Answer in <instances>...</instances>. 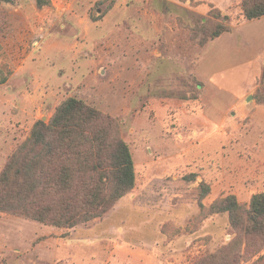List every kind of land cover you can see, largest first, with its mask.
Segmentation results:
<instances>
[{"label":"rangeland","instance_id":"rangeland-1","mask_svg":"<svg viewBox=\"0 0 264 264\" xmlns=\"http://www.w3.org/2000/svg\"><path fill=\"white\" fill-rule=\"evenodd\" d=\"M191 4L0 5V172L37 121L77 97L118 119L137 176L103 219L75 229L0 213V264H193L231 241L227 215L204 217L199 203L203 185L206 208L264 192V17L244 20L241 0ZM215 9L232 30L201 45Z\"/></svg>","mask_w":264,"mask_h":264},{"label":"trees","instance_id":"trees-1","mask_svg":"<svg viewBox=\"0 0 264 264\" xmlns=\"http://www.w3.org/2000/svg\"><path fill=\"white\" fill-rule=\"evenodd\" d=\"M35 2L38 9L52 7V0ZM2 3L13 0H0ZM240 9L247 21L261 19L264 0H241ZM213 12L218 22L214 29L201 27V45L232 30L229 16L219 9ZM6 82L7 76H0V85ZM259 95L258 102L264 104V93ZM195 177L185 181L195 182ZM136 184L133 154L118 119L69 97L48 123L37 121L30 136L9 156L0 172V213L58 229H75L103 219ZM202 190L201 215H227L232 239L193 264H264V192L253 195L248 206L230 195L206 208L203 200L211 191L206 185Z\"/></svg>","mask_w":264,"mask_h":264},{"label":"water","instance_id":"water-1","mask_svg":"<svg viewBox=\"0 0 264 264\" xmlns=\"http://www.w3.org/2000/svg\"><path fill=\"white\" fill-rule=\"evenodd\" d=\"M253 97H249L248 101H250Z\"/></svg>","mask_w":264,"mask_h":264},{"label":"crops","instance_id":"crops-1","mask_svg":"<svg viewBox=\"0 0 264 264\" xmlns=\"http://www.w3.org/2000/svg\"><path fill=\"white\" fill-rule=\"evenodd\" d=\"M243 17V16H242ZM245 20V19H244Z\"/></svg>","mask_w":264,"mask_h":264}]
</instances>
